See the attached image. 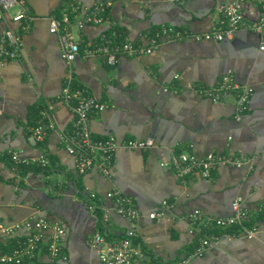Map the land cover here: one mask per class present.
<instances>
[{"label": "crops", "instance_id": "crops-1", "mask_svg": "<svg viewBox=\"0 0 264 264\" xmlns=\"http://www.w3.org/2000/svg\"><path fill=\"white\" fill-rule=\"evenodd\" d=\"M16 1L1 20L2 27L20 34V46L16 58L0 63V225L19 224L34 216L59 220L64 225L60 247L66 258L55 262L100 264L85 239L96 231L106 237L120 236L130 222L114 213L106 199L102 222L99 212L87 210V194L104 198L107 190L115 188L129 197L139 213L134 228L147 256L132 264H176L197 241V232L188 231L186 213L200 210L228 216L230 201L237 196L251 217L264 207V27L260 32L240 27L220 41L159 38L149 53L119 55L109 65L101 55L84 56L81 50L100 34L115 43L129 41L145 47L160 25L207 31L217 18L215 5L226 0H109L106 21L78 27L71 17L69 31L78 41L79 52L70 64V89L84 88L106 105L89 115L92 138L151 140L142 149L117 148L108 176L95 167L78 175L73 156L59 142V135L70 129L72 113L59 98L66 66L56 34L48 32L49 18L68 9L71 0ZM73 1L88 8L98 0ZM19 6L30 18L25 31L20 22L11 21ZM226 72L251 89L238 120L233 118L234 91L222 93L217 100L193 92L200 86H215ZM42 115L53 129L36 141L30 127ZM10 151H18L29 163L44 155L45 170L20 174L9 162ZM180 152L198 156L211 152L241 163L220 164L208 178L181 179L169 168L171 156ZM162 200L169 204L163 216L149 217ZM255 224L257 230L250 238H231L230 228L218 230L219 240L184 264H264V220ZM24 234L22 228L0 233V244L11 249ZM45 240L35 258L23 264L54 263L46 253Z\"/></svg>", "mask_w": 264, "mask_h": 264}, {"label": "built area", "instance_id": "built-area-1", "mask_svg": "<svg viewBox=\"0 0 264 264\" xmlns=\"http://www.w3.org/2000/svg\"><path fill=\"white\" fill-rule=\"evenodd\" d=\"M181 1V0H170ZM183 1V0H182ZM16 0H0V63L16 58L19 55L20 34L8 27L1 26V20L5 12L9 11ZM109 0H98L90 7L83 8L78 2L71 0L68 9L63 10L58 17H50L48 21V32L56 34L61 58L66 66L64 75V86L59 98L68 106L72 113V121L69 131L59 135V142L68 154L73 156L74 172L82 175L95 167L102 175L109 174L114 151L121 147L126 149H142L151 145V140L146 138L142 141L117 142L112 135L103 139H94L89 129V115L103 110L106 105L92 97L84 88L70 89L71 68L70 64L78 55L79 44L69 31L71 17L74 24L81 27L87 23H101L106 21ZM218 13L216 20L209 30L204 32H189L185 29L174 28L168 25H160L154 36L144 46L132 44L129 41L115 43L105 34H100L96 41L81 50L82 55H101L109 65H113L119 55L133 56L140 53H149L158 44V39L172 41H220L229 38L237 29L243 27L253 32H260L264 27V0H226L215 5ZM105 18V19H104ZM29 16L25 8L19 6L18 10L11 14V21L20 22V29L25 31L29 26ZM235 92V112L233 118L240 119L246 110L251 89L245 85L237 84L230 72L223 73L213 87H197L193 89L196 95L217 100L222 93ZM53 129V123L49 118L37 120L30 127L31 137L40 141L45 133ZM9 162L15 166L27 164L29 161L18 151H10L7 154ZM38 166L46 165V158L40 155L31 161ZM241 161L235 157L223 156L211 152L204 155H196L193 152H180L172 155L169 168L179 178L196 175L208 178L218 165L230 164L239 166ZM101 198L94 192L87 194L88 203L86 208L92 214L99 212L102 222L106 220L104 199L109 202L110 209L125 217L130 225L124 234L117 237H106L101 231H96L85 239L86 245L92 249L100 264H132L135 260H145L146 256L139 247L135 224L139 217L138 211L131 204L129 197L115 188L104 193ZM169 204L162 200L159 207L149 213V217L158 220L163 216L164 209ZM230 215L211 216L203 214L200 210H193L185 214V219L191 225L189 232H197V241L185 259L176 264H184L188 258L199 256L212 243L219 240L221 233L218 230L234 228L230 233L231 238L238 236L252 237L257 226L255 221L251 222V215L244 207L240 197H234L229 204ZM22 228L24 236L16 242V245L7 253L0 252V264H23L35 258L36 251L41 242L46 239V253L54 263L64 260L66 257L61 252L60 240L64 234V225L59 220H48L43 216L26 218L19 224L0 225V233L7 235ZM225 232V231H224ZM226 234V235H227Z\"/></svg>", "mask_w": 264, "mask_h": 264}, {"label": "trees", "instance_id": "trees-1", "mask_svg": "<svg viewBox=\"0 0 264 264\" xmlns=\"http://www.w3.org/2000/svg\"><path fill=\"white\" fill-rule=\"evenodd\" d=\"M33 124V123H32ZM31 124V125H32ZM11 164V163H10ZM15 168H17V170H18V172L20 173V174H23V173H25L26 171H33V170H36V169H41V170H45V168H46V166H38V165H35V164H33V163H27V164H19V165H15ZM259 219H263L264 220V207L263 208H261L258 212H256V214H254V216L251 218V222L252 221H255V220H259ZM230 229H232V230H234V228H230ZM228 230H229V228H228ZM223 231H227V229H225V230H223ZM223 231H220V232H223ZM12 244H14L13 243V241L11 242ZM42 243H44V240L41 242V244ZM45 244H46V242H45ZM16 245V244H15ZM14 245V246H15ZM13 246V247H14ZM12 247V248H13ZM11 248V249H12ZM11 249H9L7 246H5L4 244H0V252L1 253H7V252H9ZM191 249H192V247H191ZM191 249H190V251H191ZM141 251L147 256V254H146V252L143 250V249H141ZM190 251H188L187 253H189ZM186 253V254H187Z\"/></svg>", "mask_w": 264, "mask_h": 264}]
</instances>
